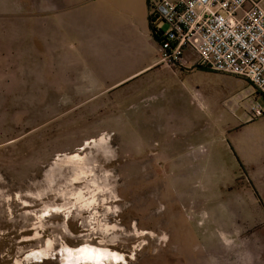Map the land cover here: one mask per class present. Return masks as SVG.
I'll return each instance as SVG.
<instances>
[{
  "label": "rangeland",
  "instance_id": "rangeland-1",
  "mask_svg": "<svg viewBox=\"0 0 264 264\" xmlns=\"http://www.w3.org/2000/svg\"><path fill=\"white\" fill-rule=\"evenodd\" d=\"M14 28L0 10V264H96L64 260L85 244L126 256L99 264H264V113L237 120L264 109L255 87L190 55L107 87L98 60L51 65ZM76 152L95 176L59 166ZM86 185L92 208L70 195Z\"/></svg>",
  "mask_w": 264,
  "mask_h": 264
},
{
  "label": "crops",
  "instance_id": "crops-1",
  "mask_svg": "<svg viewBox=\"0 0 264 264\" xmlns=\"http://www.w3.org/2000/svg\"><path fill=\"white\" fill-rule=\"evenodd\" d=\"M0 10L13 12V42H28L34 58L42 57L37 47L44 44L51 65L53 59L98 60V80L107 87L158 65L146 0H3ZM248 117L238 118L239 126L256 119ZM248 139L247 152L255 143Z\"/></svg>",
  "mask_w": 264,
  "mask_h": 264
},
{
  "label": "built area",
  "instance_id": "built-area-1",
  "mask_svg": "<svg viewBox=\"0 0 264 264\" xmlns=\"http://www.w3.org/2000/svg\"><path fill=\"white\" fill-rule=\"evenodd\" d=\"M157 43V64H196L245 78L264 97L262 0H146ZM163 24L165 28L159 27ZM264 113L258 102L250 117Z\"/></svg>",
  "mask_w": 264,
  "mask_h": 264
},
{
  "label": "bare ground",
  "instance_id": "bare-ground-1",
  "mask_svg": "<svg viewBox=\"0 0 264 264\" xmlns=\"http://www.w3.org/2000/svg\"><path fill=\"white\" fill-rule=\"evenodd\" d=\"M104 133L98 139L93 138L91 140H87L85 144L88 145V147H91L93 144L94 145L106 144L110 138H109V134L106 135ZM59 156L60 155H58V158ZM59 159H60V163H59L60 167L72 168V170L74 169L73 171H75V173L73 174V178L71 179L72 182H79L83 179H87V178L89 179L90 177L95 176L93 169H91L90 164H88L87 155L83 154V152H76L74 154L64 155ZM98 190H100L99 187ZM63 194H65V192H63ZM70 195L71 197H74L76 199L75 204H79L80 207L92 208V206H94L97 202L96 194L91 193V190L87 185L83 189H78L70 193ZM63 207L64 206L56 207L54 209L55 213L61 211ZM51 243H52L51 240H49L48 247ZM47 252H48L47 249L40 251H33L27 258L39 259L41 257H44L47 254ZM63 258L65 261L68 262H75V263L91 262L96 264L102 263L104 261L120 262L126 260L125 254H122L118 251H114L109 248L94 246L91 244L82 245L77 249L71 248L69 246H65L63 250Z\"/></svg>",
  "mask_w": 264,
  "mask_h": 264
},
{
  "label": "trees",
  "instance_id": "trees-1",
  "mask_svg": "<svg viewBox=\"0 0 264 264\" xmlns=\"http://www.w3.org/2000/svg\"><path fill=\"white\" fill-rule=\"evenodd\" d=\"M149 27H150V33H151L152 37H153L154 40H156V42L158 43L159 38H158V37L156 36V34L154 33L153 28H152L151 25H150V22H149Z\"/></svg>",
  "mask_w": 264,
  "mask_h": 264
}]
</instances>
